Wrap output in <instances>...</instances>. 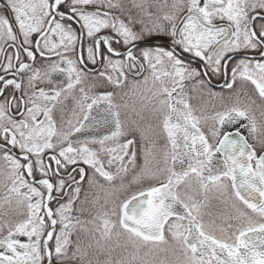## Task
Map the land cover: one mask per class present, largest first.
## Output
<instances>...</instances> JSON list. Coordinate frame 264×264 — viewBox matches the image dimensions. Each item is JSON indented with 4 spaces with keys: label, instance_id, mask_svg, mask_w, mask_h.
Returning a JSON list of instances; mask_svg holds the SVG:
<instances>
[{
    "label": "snow or ice",
    "instance_id": "snow-or-ice-1",
    "mask_svg": "<svg viewBox=\"0 0 264 264\" xmlns=\"http://www.w3.org/2000/svg\"><path fill=\"white\" fill-rule=\"evenodd\" d=\"M0 264H264V0H0Z\"/></svg>",
    "mask_w": 264,
    "mask_h": 264
}]
</instances>
